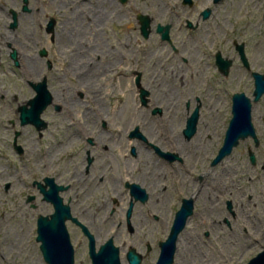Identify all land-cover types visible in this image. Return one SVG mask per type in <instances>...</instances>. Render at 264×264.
Masks as SVG:
<instances>
[{"label": "flooded vegetation", "instance_id": "obj_1", "mask_svg": "<svg viewBox=\"0 0 264 264\" xmlns=\"http://www.w3.org/2000/svg\"><path fill=\"white\" fill-rule=\"evenodd\" d=\"M29 1L23 0L21 13L30 11ZM119 1L129 2H48L49 9L43 7V12L49 17L37 26L47 32L54 20L56 29L59 21L53 14L68 12L70 34L49 30L50 37L42 40L32 62L18 50L9 54L34 92L21 101L17 94L13 97L18 115L9 120L12 130L6 146L16 162L5 155L9 163L4 171L13 168L16 174L6 176L2 188L10 197L17 194L21 204L16 206L31 209L33 215L31 221L24 218L21 232L5 235L0 242L1 264H159L164 250L169 253L164 264L172 254L170 264H181L183 235L193 221L198 226L205 193L211 208L202 225L209 224L212 231L204 236L209 238L217 224L218 231H228L232 244L244 251L241 256L256 246V252L240 263L249 264L264 253L258 195L241 188L233 192L224 180L218 198L213 187L216 175L226 176L225 160L235 152L245 184L258 180L264 171V108L257 110L264 93L257 99L255 93L256 76H264V43L253 29L256 22L245 18L242 6L234 14L225 8L222 13L218 7L199 8L195 0H181V5L163 9L162 38L157 30L161 23L153 28L152 16L149 34L143 33L139 16L148 14L139 12V33L148 39L154 31L163 50V55L145 56L147 47L140 45L141 57L130 42L132 23L125 26L128 41L121 43L118 31L124 12ZM10 13L13 20L16 14L18 25V12L11 8ZM108 22L117 32L105 40L103 27ZM201 29H208L201 38L209 46L199 49ZM247 76L251 89L232 92V78L242 83ZM216 77L223 86H215ZM42 82L49 91L48 103L36 89ZM216 90L227 94L221 104L222 142L214 151L211 147L202 151L199 142L210 134L201 137L200 124L204 111L214 106L210 95ZM241 94L251 103V127L217 160L234 117V100ZM120 95L127 96V115L119 111V102L124 101ZM161 96L163 105L158 103ZM107 99L115 111L111 118L105 113ZM27 109L34 116L23 117ZM1 127L7 129L6 124ZM177 218L184 224L176 239L168 240ZM42 219L53 227L48 258L41 238ZM191 230L192 237H200L199 229ZM185 260L194 263L192 256Z\"/></svg>", "mask_w": 264, "mask_h": 264}, {"label": "rangeland", "instance_id": "obj_2", "mask_svg": "<svg viewBox=\"0 0 264 264\" xmlns=\"http://www.w3.org/2000/svg\"><path fill=\"white\" fill-rule=\"evenodd\" d=\"M62 1L66 0H30L29 7L30 11L21 13L20 7L23 5V0H0V56L2 58V62L0 64V242L3 243L5 235H10L14 237L16 234L15 232H21V226L25 225L24 220L27 219L29 221L32 220L33 212L31 209H27L22 207V205L16 206L20 201L18 200L17 194L14 196L9 195V193H5L2 184L4 183V179L8 175H15V171L13 168L9 169V173L4 171V166H7L9 161L14 160L13 155L11 154V149L6 146V141L8 140L6 135L12 130L11 123L9 120L17 119V103L13 100L14 95H18V101L23 100L24 98H28L30 95L33 94L32 88L29 86L27 81L29 80L28 76L24 75L23 72L14 65L12 60L9 58V54L15 50H18L20 55L25 57V60L31 61L30 59L39 47L42 45V40H48L50 37L48 33L49 30L46 32L44 29L39 28L37 23L45 22L46 19L49 17L43 12V7L45 9H49L48 2H55L61 3ZM196 5L199 8H204L207 6L210 7H218V11L222 13L227 12L224 10H231L234 14L242 6L241 10L246 15L245 18L252 19L256 22V26L253 28L254 31L260 36L263 37L264 43V0H222L218 4H214L212 0H195ZM46 4V5H45ZM121 11L124 12V17L120 18V40L121 43L126 40L125 34L128 31L125 27L126 24L129 22L133 24L132 27H135V31L132 34L131 41L135 45V53L142 57L141 52H139V46L145 45L147 48L144 52V55L152 54L151 55H163V50L161 51L160 39L153 31L152 34L148 39H145L139 33V23L137 20V14L139 12L148 14V16L153 17L152 26L155 28L158 23L163 24V9L165 7H173L181 5V0H129V2L121 3L119 1ZM40 7V11H36L35 8ZM14 8L18 12V25L16 27H11L13 20V15L10 13V9ZM55 18L59 21L58 26L53 31H57V35H66L70 34L69 25L67 19H69V13H55L53 14ZM73 16V15H72ZM76 17V16H75ZM111 23L108 22L105 27H103L105 40L108 35H112L113 33L117 32L113 30L111 27ZM232 30V31H231ZM230 32L232 33V37L234 35V29H231ZM207 30H199L198 37L201 38L202 36L206 35ZM2 34V35H1ZM22 40V41H21ZM140 40V41H139ZM128 41V38L127 40ZM47 44V42H45ZM209 43L207 40L201 38L200 42L197 44L199 49L203 47H208ZM120 50H123V47L120 46ZM17 52V51H16ZM143 55V57H144ZM152 57V56H151ZM153 59V58H151ZM33 61V60H32ZM31 61V62H32ZM201 80V78H200ZM220 79L217 77L215 78V86L221 87L223 86L222 83L218 84ZM231 91H236L239 88H243L245 90L251 89L252 80L249 76L244 77L242 79V83H239L238 79L232 78L231 80ZM242 86H241V85ZM240 86V87H239ZM55 87V88H54ZM57 85H53V89L56 88ZM248 87V88H246ZM235 89V90H234ZM213 96L210 95L211 101L214 103L212 109H208L204 111L203 121L200 124V129L202 130L203 136L210 134V138L206 137V141L199 142L200 150L207 151L208 148H212L214 151L222 142V135L224 130V124L220 121L222 115L225 114V109L221 104L227 98V94L223 91H213ZM1 94H4L5 97L2 98ZM123 102H119V111L125 110V114L127 115V96L120 95ZM210 101V102H211ZM211 102V104H212ZM108 103V105H107ZM113 103L110 99H107L105 102V113L110 114L107 115V118H111L115 111H113L112 105ZM158 103L163 105V96L158 98ZM219 103V104H217ZM260 104L257 106V110L261 111L264 108L262 105L264 104V97L259 102ZM213 105V104H212ZM217 105L220 109L216 110L215 106ZM134 105L132 104V107ZM136 106V102H135ZM51 113V112H50ZM125 114L123 116H125ZM136 114H139L136 111ZM53 115V113H51ZM50 115V117H51ZM206 121V122H204ZM210 123V124H208ZM2 124L7 125V129L1 127ZM27 128V127H25ZM24 128V129H25ZM32 130V129H31ZM27 132L31 134L29 128H27ZM33 132V131H32ZM47 142V141H46ZM207 145V146H205ZM236 153V152H235ZM235 153L229 158L225 160L226 165V176L225 175H216L215 176V184L216 187V195L221 197L219 194L220 187L223 186L224 180H226V185L228 187H232L231 190L236 192L237 189H242L243 192L252 193L258 195L259 200V207H260V217L262 219V228L264 227V171L259 173L258 180L252 183H246L242 179L244 176L241 173L240 167H238V158ZM9 158V161H7ZM235 156V157H234ZM262 160H260L261 162ZM218 172L222 169V164L217 167ZM224 169V168H223ZM202 172V169L200 170ZM202 174V173H201ZM249 174V173H248ZM255 174V173H253ZM211 179L208 181L211 183L213 181V176L210 175ZM9 179V178H8ZM221 183V184H220ZM214 184V185H215ZM246 185V186H244ZM210 190V189H209ZM261 196V197H260ZM5 199H8V203H4ZM201 210L202 216H199V224L197 226V221H193L190 224L188 229H199L200 237L191 236V229L187 230V235H183L182 239V249L181 250V264H188L185 260L186 258L192 256L193 264H240L243 263L247 257H250L252 253L256 252V246L253 248L246 250L245 255L241 256L239 253H244L241 250L240 246H235L232 244L233 238L227 233H221L218 231V225L215 224L213 228V232L208 237L204 236V232L212 231V226L208 223L207 227H204L202 223L204 221L207 222V217L209 218L208 212L211 208L209 206V202L207 201V193L201 196ZM15 201V202H14ZM4 215V217H2ZM25 218V219H24ZM29 225V223L27 224ZM190 236V237H189ZM260 242H263L261 239ZM4 245V244H3ZM191 250V254L188 253V250ZM230 251V252H229ZM190 255V256H189ZM2 255L0 252V264L2 263Z\"/></svg>", "mask_w": 264, "mask_h": 264}, {"label": "water", "instance_id": "obj_3", "mask_svg": "<svg viewBox=\"0 0 264 264\" xmlns=\"http://www.w3.org/2000/svg\"><path fill=\"white\" fill-rule=\"evenodd\" d=\"M28 0H25L27 2ZM220 0H215V2H218ZM184 3H192V0H184ZM142 22V31L143 33L147 36L150 31V24H151V18L148 15H140L139 16ZM17 25V17L16 14L14 15V23L13 27ZM53 25H54V20L50 21L49 24V30H53ZM157 30L162 33V38H163V25L159 24ZM12 56L15 58V52L12 54ZM256 88H255V93H256V99L259 98L263 93H264V76L257 75L256 76ZM42 85V86H41ZM36 89L39 93V98L42 97L46 103L49 102L50 95L49 91L46 88L45 83H40L38 86H36ZM41 99V98H40ZM35 102L38 101V97L36 99H33ZM32 100V101H33ZM31 101V102H32ZM48 101V102H47ZM235 106H234V117L231 121V125L227 131L225 143L223 144L220 153L217 157V160L223 157L226 153L231 151L232 145L236 142V139L238 138L239 135L245 136L247 134L248 129L251 127V124L249 122L250 120V109H251V103L250 100L245 97L243 94L237 95L235 98ZM34 102V103H35ZM43 103V102H42ZM44 104V103H43ZM244 106V107H242ZM32 109H27L23 111L22 116H34L33 113L31 112ZM247 116V117H246ZM37 117V115H36ZM37 119V118H36ZM245 119V120H244ZM35 121V120H34ZM193 124H190L189 126L193 127ZM179 217V216H177ZM184 224V221H181L179 218L176 219L174 227H173V235L170 236L168 240L174 241L177 237L178 231L182 228ZM45 225V226H44ZM53 229L51 223L46 219H42V224H41V238L45 239V244L43 245V249L45 252L46 257H50V231ZM173 253V252H172ZM169 253H166L164 250V254L161 257L159 264H164V259L166 255ZM58 256V255H57ZM168 257V256H167ZM173 260V254L170 255L169 259H167V262L165 264H170ZM249 264H264V253L259 254L256 258L252 259Z\"/></svg>", "mask_w": 264, "mask_h": 264}, {"label": "bare ground", "instance_id": "obj_4", "mask_svg": "<svg viewBox=\"0 0 264 264\" xmlns=\"http://www.w3.org/2000/svg\"><path fill=\"white\" fill-rule=\"evenodd\" d=\"M105 17V13L104 14H102V15H99L98 16V19H101V18H104ZM22 41V40H21Z\"/></svg>", "mask_w": 264, "mask_h": 264}]
</instances>
